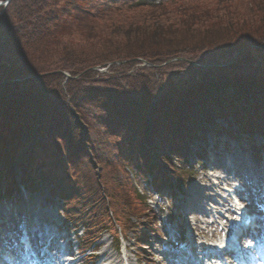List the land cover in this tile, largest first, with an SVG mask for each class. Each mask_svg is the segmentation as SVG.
<instances>
[{
    "label": "trees",
    "instance_id": "trees-1",
    "mask_svg": "<svg viewBox=\"0 0 264 264\" xmlns=\"http://www.w3.org/2000/svg\"><path fill=\"white\" fill-rule=\"evenodd\" d=\"M255 134L264 138V0L0 5V200L47 191L83 230L81 249L98 250L106 232L116 247L134 236L142 264H157L147 186L183 193L208 136Z\"/></svg>",
    "mask_w": 264,
    "mask_h": 264
},
{
    "label": "rangeland",
    "instance_id": "rangeland-1",
    "mask_svg": "<svg viewBox=\"0 0 264 264\" xmlns=\"http://www.w3.org/2000/svg\"><path fill=\"white\" fill-rule=\"evenodd\" d=\"M219 122L226 124L222 120ZM207 139L203 162L200 164L197 158L191 161L196 165V180L184 189L183 194L174 196L165 192L163 195H155L147 186L150 202L159 213L163 238H149L146 241V253L158 264H179L177 260L190 261L189 264H219L220 259L208 258L210 251L203 250L205 245L211 243V238L208 240L204 237L197 226L200 224L211 233L219 231L211 223L212 220H216L218 227L224 230L227 229V217L241 220L229 211V206L234 208L232 205L226 202L227 207L222 206L227 198L232 199L237 208H250L264 216V149L261 161L258 162L251 147L253 144L262 147L264 138L255 134L252 139L229 138L226 135L208 136ZM228 143L229 149L226 148ZM244 188L246 191H243ZM45 195L47 191L42 197L32 198L23 188L15 200L0 201L1 228L11 235V240L13 236L22 234L21 228H33V224H37V228L47 230L45 233L32 231L33 241L42 242L38 245L39 252L35 253L39 261L37 264H82L77 249V238L81 236L82 230L75 232L65 222L56 203L58 198L49 205L46 204ZM260 207L262 210L258 209ZM220 232L222 234L226 231ZM65 235L73 241L71 250L58 248V243L66 244ZM100 241L99 249L94 252L96 264H106L109 259L112 260L111 264H141L135 255L134 236L123 241L120 248L115 246L111 233L106 232ZM51 242V247H48ZM12 243L16 245L18 240ZM14 256L18 261L23 260L22 256ZM0 264H7L6 259L0 258Z\"/></svg>",
    "mask_w": 264,
    "mask_h": 264
},
{
    "label": "bare ground",
    "instance_id": "bare-ground-1",
    "mask_svg": "<svg viewBox=\"0 0 264 264\" xmlns=\"http://www.w3.org/2000/svg\"><path fill=\"white\" fill-rule=\"evenodd\" d=\"M35 228V231H47V230H45V229H42V228H37L36 226L34 227ZM197 229L200 231V233L204 236V237H206V238H211V237H213V236H216V233H209V231L208 230H206L205 228H203L200 224L197 226ZM230 230H233V228L231 227L230 228ZM243 231H244V229H243ZM262 231H264V228L262 229ZM45 233V232H44ZM15 238H17L18 236H14ZM238 239L240 240V243H241V246L242 247H244V245H245V243H244V237L242 236V235H240L239 237H238ZM213 250V251H215V253L217 252L215 249H214V247H209V246H207V245H205L204 247H203V250ZM225 250H227V255H228V264H236V262H235V260H233L232 258H231V256H233V250H231V249H226V248H223V249H221V251H225ZM176 262H179V264H184V261L183 260H177ZM29 263V261H25V264H28ZM112 263V260H110L109 259V262H108V260L106 261V264H111Z\"/></svg>",
    "mask_w": 264,
    "mask_h": 264
},
{
    "label": "snow or ice",
    "instance_id": "snow-or-ice-1",
    "mask_svg": "<svg viewBox=\"0 0 264 264\" xmlns=\"http://www.w3.org/2000/svg\"><path fill=\"white\" fill-rule=\"evenodd\" d=\"M4 246H6V242L0 239V250H2Z\"/></svg>",
    "mask_w": 264,
    "mask_h": 264
},
{
    "label": "water",
    "instance_id": "water-1",
    "mask_svg": "<svg viewBox=\"0 0 264 264\" xmlns=\"http://www.w3.org/2000/svg\"><path fill=\"white\" fill-rule=\"evenodd\" d=\"M11 0H6V1H0V5L2 4H8ZM68 74V73H67ZM69 75V74H68Z\"/></svg>",
    "mask_w": 264,
    "mask_h": 264
}]
</instances>
